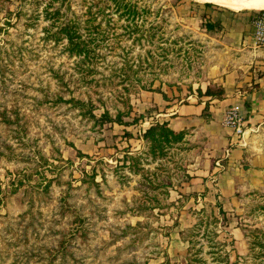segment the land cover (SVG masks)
<instances>
[{
	"label": "rangeland",
	"instance_id": "obj_1",
	"mask_svg": "<svg viewBox=\"0 0 264 264\" xmlns=\"http://www.w3.org/2000/svg\"><path fill=\"white\" fill-rule=\"evenodd\" d=\"M96 1L0 0V264H264V118L208 107L255 73L236 60L258 10L138 0L128 33L112 5L85 22ZM48 4L90 51L47 35ZM207 87L223 92L172 129L162 101Z\"/></svg>",
	"mask_w": 264,
	"mask_h": 264
},
{
	"label": "crops",
	"instance_id": "obj_2",
	"mask_svg": "<svg viewBox=\"0 0 264 264\" xmlns=\"http://www.w3.org/2000/svg\"><path fill=\"white\" fill-rule=\"evenodd\" d=\"M243 40V47L240 48L242 53L239 54L241 58L236 61L243 66H245L243 63L249 62L248 66L253 65L255 73L249 72L250 76H245L243 80L237 82L234 86L230 85V82L223 83L225 93L221 99L208 100L210 98L208 96L199 97L191 94L190 97L195 102L173 104L174 100L162 101L163 108L161 110H164V112L161 115L165 117L163 119L168 121L172 129L181 130L199 120L206 104L205 100L209 102V111L215 112L222 110L229 104L240 105L238 102L242 98L248 104L247 112L250 113L248 122H257L259 119L264 118V52L254 45L251 34L245 35Z\"/></svg>",
	"mask_w": 264,
	"mask_h": 264
},
{
	"label": "trees",
	"instance_id": "obj_3",
	"mask_svg": "<svg viewBox=\"0 0 264 264\" xmlns=\"http://www.w3.org/2000/svg\"><path fill=\"white\" fill-rule=\"evenodd\" d=\"M103 2V8H98L95 12H91L90 9L87 10L86 14L88 15V18L85 19V22H89L90 20H94L95 17L99 14H104L106 9H109L110 7L115 12L119 13V17H125L127 23L124 26L125 30L128 33H134L138 30H140V27L138 26V19L145 16V13L143 10H140L137 6L138 0H134V2H131V0H97L95 2V6ZM133 1V0H132ZM136 1V2H135ZM196 5H198L197 2H194ZM112 5V6H111ZM204 6L211 5L210 2H204ZM51 4H48L45 7V13L48 15L47 17L49 20H51V26L48 30V36L52 38L55 42L66 38L67 39V50L72 52H75L76 54H80L82 52L90 51L89 43L84 38H81L82 34L80 33V25L74 18L67 17L66 14L61 13L60 9L53 8L50 10ZM244 11V10H242ZM102 12V13H101ZM109 13V12H108ZM218 22L216 21H207L205 24V27L207 30H212L216 27V24ZM47 36V37H48ZM92 39V38H90ZM222 89L219 90V93H214L210 87H207L204 91V95L211 96V97H219L222 93ZM207 103L204 106V109H206ZM203 109V110H204ZM118 123L121 124L122 120L118 119ZM160 127V126H159ZM163 128H165L163 126ZM154 129V125L148 127L145 132L150 133ZM172 132V130H170ZM174 133V132H172ZM199 226L195 225L191 227L190 229H187L186 232L189 233V235L197 234L199 233ZM260 245H262L261 241H258ZM200 261V258H192V261ZM188 264H193L192 262Z\"/></svg>",
	"mask_w": 264,
	"mask_h": 264
},
{
	"label": "built area",
	"instance_id": "obj_4",
	"mask_svg": "<svg viewBox=\"0 0 264 264\" xmlns=\"http://www.w3.org/2000/svg\"><path fill=\"white\" fill-rule=\"evenodd\" d=\"M252 42L264 52V9L258 10L252 18ZM225 120L238 136L243 134L244 121L237 108L229 109Z\"/></svg>",
	"mask_w": 264,
	"mask_h": 264
},
{
	"label": "bare ground",
	"instance_id": "obj_5",
	"mask_svg": "<svg viewBox=\"0 0 264 264\" xmlns=\"http://www.w3.org/2000/svg\"><path fill=\"white\" fill-rule=\"evenodd\" d=\"M199 2H210L215 5L227 7L232 10H239L244 7H254L255 10H262L264 8V0H196Z\"/></svg>",
	"mask_w": 264,
	"mask_h": 264
}]
</instances>
